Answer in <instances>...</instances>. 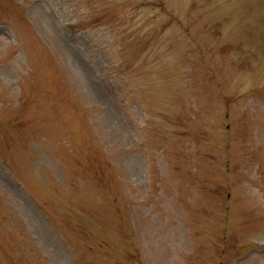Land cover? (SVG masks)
<instances>
[{"label": "rangeland", "instance_id": "rangeland-1", "mask_svg": "<svg viewBox=\"0 0 264 264\" xmlns=\"http://www.w3.org/2000/svg\"><path fill=\"white\" fill-rule=\"evenodd\" d=\"M0 264H264V0H0Z\"/></svg>", "mask_w": 264, "mask_h": 264}]
</instances>
